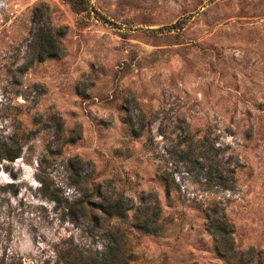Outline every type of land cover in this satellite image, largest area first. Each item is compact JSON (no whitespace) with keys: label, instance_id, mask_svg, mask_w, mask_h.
<instances>
[{"label":"rangeland","instance_id":"374dc122","mask_svg":"<svg viewBox=\"0 0 264 264\" xmlns=\"http://www.w3.org/2000/svg\"><path fill=\"white\" fill-rule=\"evenodd\" d=\"M112 225L126 264H227L215 225L264 264V0H0V264Z\"/></svg>","mask_w":264,"mask_h":264},{"label":"trees","instance_id":"16d2710c","mask_svg":"<svg viewBox=\"0 0 264 264\" xmlns=\"http://www.w3.org/2000/svg\"><path fill=\"white\" fill-rule=\"evenodd\" d=\"M163 178L167 185H170V182L174 180L172 177L168 180V177L166 175H163ZM55 196L58 197V195ZM90 203H95L96 209H99L101 211V214H103L104 218L106 217V219L111 218L112 216H117L119 218H124L127 216L128 204L121 194H119V196L115 198L104 197L100 201H91L89 196L86 194L85 187L83 186V194L79 199L75 201L76 206H70V213L72 218L78 219L80 217V214L83 216H87L90 214L94 219L93 221H95L98 226L100 222L99 213L97 211H91L90 213H88L87 206ZM214 229L218 233L219 244H221L222 246V249H220V247L219 249L227 258V264H242L249 260L250 255L244 256L242 254H234L231 234L229 233V230L225 225H215ZM102 234L106 238L104 248L102 250H91V248L89 247L84 248L85 246L77 245V243H73L72 241H70V247L76 248V250L79 251V256L70 259L69 263L126 264L128 254L125 253L123 230L121 229V227L118 225L108 226L102 231ZM257 264H263V261L261 259H258Z\"/></svg>","mask_w":264,"mask_h":264}]
</instances>
